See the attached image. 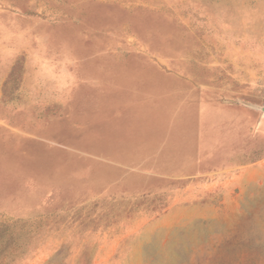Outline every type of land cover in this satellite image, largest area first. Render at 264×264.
Instances as JSON below:
<instances>
[{
  "label": "rangeland",
  "instance_id": "obj_1",
  "mask_svg": "<svg viewBox=\"0 0 264 264\" xmlns=\"http://www.w3.org/2000/svg\"><path fill=\"white\" fill-rule=\"evenodd\" d=\"M0 264H264V0H0Z\"/></svg>",
  "mask_w": 264,
  "mask_h": 264
}]
</instances>
